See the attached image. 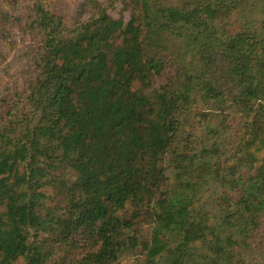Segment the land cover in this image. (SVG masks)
Masks as SVG:
<instances>
[{
	"label": "trees",
	"instance_id": "trees-1",
	"mask_svg": "<svg viewBox=\"0 0 264 264\" xmlns=\"http://www.w3.org/2000/svg\"><path fill=\"white\" fill-rule=\"evenodd\" d=\"M62 7L0 0V264H264V0Z\"/></svg>",
	"mask_w": 264,
	"mask_h": 264
},
{
	"label": "rangeland",
	"instance_id": "rangeland-1",
	"mask_svg": "<svg viewBox=\"0 0 264 264\" xmlns=\"http://www.w3.org/2000/svg\"><path fill=\"white\" fill-rule=\"evenodd\" d=\"M63 7L62 10L65 11L67 14H72L81 7L83 0H62ZM7 41L10 43L9 47H12V52L7 53V49L0 48V55L2 57H7L8 61L11 63V66L15 67L17 63V56L22 53L23 48L22 45H27L29 43V37L23 36L20 32L13 30L10 33L5 35ZM21 66V63L18 64ZM1 68V67H0ZM15 71V70H14ZM10 88H13L15 85L14 80H9L8 83ZM2 86L0 85V88Z\"/></svg>",
	"mask_w": 264,
	"mask_h": 264
}]
</instances>
